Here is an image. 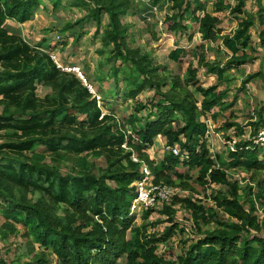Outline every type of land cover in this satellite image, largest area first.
I'll use <instances>...</instances> for the list:
<instances>
[{
	"label": "trees",
	"instance_id": "16d2710c",
	"mask_svg": "<svg viewBox=\"0 0 264 264\" xmlns=\"http://www.w3.org/2000/svg\"><path fill=\"white\" fill-rule=\"evenodd\" d=\"M72 1L86 11L85 21L95 22V37L101 36L97 52L101 60L93 80L99 87L111 81L102 100L111 99L110 90L117 96L118 91L132 102V114L120 122L114 113H103L97 93L92 95L76 74L61 71L48 54L5 27L7 21H30L43 0H0V206L15 224L27 229L23 236L29 240V252L34 253V244L40 250L23 264H264V217L257 215L264 208V146L253 144L264 128V99L250 117L252 132L247 139L235 123L219 126V130L235 127L239 138L227 159L212 157L204 140L208 127L200 122L213 109L223 111L233 105L224 103L228 90L220 92L217 87L231 82L228 69L248 62L245 49L253 28L263 56L259 71L242 83L259 79L264 84V5L259 3L254 15L240 18L246 0H236L233 8L227 0H214L212 13L197 0H153L156 6H169L171 14L164 22L170 33L186 31L185 23L191 20L198 27L199 50L220 41L229 52L226 68L206 61L203 53L198 56L199 68L216 77V84L204 89L198 87L197 71L191 67L182 85L177 76L154 65L148 54L129 45L133 42L127 37L129 26L121 18L132 8V0ZM59 4L60 0L54 1V10ZM224 11H230L236 28L221 35V21L215 15ZM103 15L108 20L105 26ZM79 25L78 21L59 25V30L65 36ZM148 32L155 37L154 27ZM188 53L179 48L169 59L176 63ZM37 85L49 88L51 94L40 99ZM190 87L200 95V102ZM145 92H151L149 101L137 102ZM218 116L212 120L216 122ZM157 138L166 147L178 148L182 157L167 152L162 161L152 160L146 150ZM143 164L154 185L189 195L182 200L173 196L170 205L143 209L137 225L130 208L135 184L143 178ZM178 167L197 169L201 187L227 185V194H216L215 208L199 205ZM230 170L244 173L248 184L240 189L237 182L230 183ZM177 205L190 211L195 240H183L188 229L175 222ZM154 213L166 219L153 223L149 216ZM160 224L170 225L162 233L152 231ZM9 232L17 233L13 228ZM176 232L180 252L170 259L160 255L159 245H166ZM0 264L20 263L17 258L9 263L0 258Z\"/></svg>",
	"mask_w": 264,
	"mask_h": 264
},
{
	"label": "rangeland",
	"instance_id": "374dc122",
	"mask_svg": "<svg viewBox=\"0 0 264 264\" xmlns=\"http://www.w3.org/2000/svg\"><path fill=\"white\" fill-rule=\"evenodd\" d=\"M55 0H43V7L35 16L24 24H18L16 22L7 21L5 27L9 29V32L21 37L24 41L35 50H41L48 54L53 62L60 65L65 69H79L86 82L92 86L97 96L100 97V109L101 111L114 113L116 120L123 122L132 114V102L124 100L122 93L115 94L114 90H110L111 99L103 101V93L109 87L110 80L103 81V85L99 87V84L93 80L98 73V65L101 57L98 55V51L101 49L100 38L95 37L96 25L93 21H85L86 11L81 8L72 5V0H60L58 10H54ZM132 8L128 10L127 15L121 18V22L124 25L129 26L128 39L129 45L132 48H138L142 54H148L153 61V64L166 69L172 74L177 76L182 85L188 79V68L191 67L196 70V81L198 87L208 89L216 84V77L212 74H207L205 69L199 68L197 65L198 56L203 53L206 61L210 63H216L226 66V62L230 56L218 41L211 48L202 45L200 35L198 34V27L188 20L185 25H188V29L182 32L170 33L167 29V25L164 22L165 17L170 15V9L168 5L162 6V4L154 5L153 0H132ZM195 1V0H190ZM205 6V10L208 13L213 12L214 0H197ZM259 3L264 5V0H246L245 7L242 10L240 18L249 17L254 15L258 11ZM227 5L232 8L237 4L236 0H227ZM201 15V14H199ZM221 21L219 26V32L221 35L228 34L236 28V21H233V16L230 11H224L220 14H216ZM80 22L79 26L75 28L68 35H61L59 25L70 24L73 25L76 22ZM85 21V22H84ZM84 22V23H83ZM102 25L105 26L108 23L107 16H102ZM149 27H154L155 37L148 32ZM251 43L249 48L245 49V53H248L249 60L246 65L239 68L228 69V77L232 78L230 83L224 82L218 85V91L228 90L227 98L224 103H233L232 106L220 111L219 108L213 109L209 114L200 117V122L205 123L208 127L206 134V145L209 148L212 157L223 155L227 159V152L235 151V145L239 138L235 135V127L228 130H219V126L226 122L235 123L239 125L245 131V138L247 139L252 132L248 123L250 117L254 113L255 107L264 99V84L259 79H253L248 84L243 86V79L247 76L257 73L260 69V59L263 53L258 50V40L256 37V28L250 30ZM79 37V38H78ZM44 43V44H42ZM251 47V50H250ZM184 49L190 51L185 56L180 57L178 62H173L169 59V55L176 49ZM255 49V50H254ZM192 65V66H191ZM57 67V66H56ZM159 70V71H162ZM84 73L86 74H83ZM2 75L0 69V76ZM100 88V89H99ZM36 95L43 99L51 92L49 88L37 85ZM191 92L197 101H201L200 95L195 91V88L190 87ZM115 94V95H114ZM151 97V92H145L137 98V102H147ZM1 112V109H0ZM218 116L217 121L212 120L213 115ZM254 120V119H253ZM4 133V132H3ZM2 135V134H1ZM165 145L161 146L158 138L155 139L153 147L146 150L147 155L156 163L163 160L165 151ZM42 152V149L38 150ZM178 157H182L179 153ZM102 166V163H98ZM178 173L183 175L185 181L194 189L192 196L194 202H198L201 206L216 207L214 203V197L217 193L224 195L228 192V186H215L201 187L197 184L198 170H188L186 167H178ZM228 181L230 183L237 182L240 189L246 186L247 176L241 172L229 171ZM174 181L176 179L174 178ZM179 184L178 181L175 182ZM153 186H156L153 184ZM168 187V186H166ZM170 188V187H168ZM174 196L179 199L185 198L189 195V191L186 194L181 193V190L170 188ZM242 192V190H240ZM171 204V203H170ZM169 204V205H170ZM156 208V207H155ZM6 208L0 206V258L5 259L8 263L14 259H19V263H27L32 260L35 254L40 253L38 245L34 244V253L29 252L27 246L29 240L23 235L27 232V229L21 225H17L13 222L11 217L5 213ZM142 211L138 210L134 213H130V216H136L135 224L141 222ZM219 216L221 213L218 211ZM259 219L264 217V208L257 211ZM157 214L149 216L151 222L165 220L166 218H158ZM221 217V216H220ZM160 219V220H159ZM227 219V218H226ZM175 222L179 224V227H186L188 232L183 235L184 239L195 240L198 235L196 232L191 231L192 221L190 211L184 209V205L176 206ZM170 224H160L152 231L162 233L165 227H169ZM17 231L16 234L9 232V229ZM6 234L4 237L1 233ZM176 236L170 238L166 245H159L158 253L164 255L167 258L174 257V254H178L181 250V243L179 242V233L176 232ZM52 264V263H51Z\"/></svg>",
	"mask_w": 264,
	"mask_h": 264
},
{
	"label": "built area",
	"instance_id": "2783aa9c",
	"mask_svg": "<svg viewBox=\"0 0 264 264\" xmlns=\"http://www.w3.org/2000/svg\"><path fill=\"white\" fill-rule=\"evenodd\" d=\"M56 66L58 69H60L63 72H68V73L71 72L76 74L77 77L82 81L83 85L88 89V91L92 95H96L92 86L86 82L85 78L82 76L79 69H72V68L65 69L58 64H56ZM97 101H98V107L100 108L101 106L100 97L98 96H97ZM253 144L257 146H264V128L260 130L257 137L253 141ZM165 151L172 152L174 156H178L180 153V150L176 147L174 148L166 147ZM132 159L134 162L138 161L134 156L132 157ZM141 171L143 174V178L141 179V181L135 184L136 198L132 203L131 212L134 211L136 212L142 209L148 210L151 208H155L158 205H169L172 201V197L174 196L173 191L166 186H153L152 182L154 177L151 174L149 168L145 164L142 165Z\"/></svg>",
	"mask_w": 264,
	"mask_h": 264
},
{
	"label": "crops",
	"instance_id": "0c3cea01",
	"mask_svg": "<svg viewBox=\"0 0 264 264\" xmlns=\"http://www.w3.org/2000/svg\"><path fill=\"white\" fill-rule=\"evenodd\" d=\"M158 141L160 142L161 146L165 145V142L161 138H158Z\"/></svg>",
	"mask_w": 264,
	"mask_h": 264
},
{
	"label": "bare ground",
	"instance_id": "6f19581e",
	"mask_svg": "<svg viewBox=\"0 0 264 264\" xmlns=\"http://www.w3.org/2000/svg\"><path fill=\"white\" fill-rule=\"evenodd\" d=\"M152 174V173H151ZM135 192H136V190H135ZM136 198V195H135V197H134V199ZM134 199L132 200V203H133V201H134ZM131 207H132V204H131ZM135 212V211H134ZM134 212H131V208H130V213L132 214V213H134Z\"/></svg>",
	"mask_w": 264,
	"mask_h": 264
},
{
	"label": "clouds",
	"instance_id": "9594fccd",
	"mask_svg": "<svg viewBox=\"0 0 264 264\" xmlns=\"http://www.w3.org/2000/svg\"><path fill=\"white\" fill-rule=\"evenodd\" d=\"M154 180V179H153Z\"/></svg>",
	"mask_w": 264,
	"mask_h": 264
}]
</instances>
